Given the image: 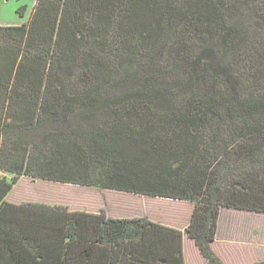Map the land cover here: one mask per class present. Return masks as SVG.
<instances>
[{
    "label": "trees",
    "instance_id": "trees-1",
    "mask_svg": "<svg viewBox=\"0 0 264 264\" xmlns=\"http://www.w3.org/2000/svg\"><path fill=\"white\" fill-rule=\"evenodd\" d=\"M118 4L125 49L264 54V0H36L27 23L0 26V119L6 111L21 128L39 123L40 109L55 106L37 102L68 61L51 62L54 48L65 57L78 52L91 29L82 19L109 21ZM187 74L189 96L159 121L107 128L89 115L80 133L57 134L52 152L36 161L26 149L21 159L7 156L0 164L12 177L0 176V264H184L180 230L145 217L10 203L20 177L189 202L187 237L207 264H222L211 249L220 209L264 214V96L221 94L205 72Z\"/></svg>",
    "mask_w": 264,
    "mask_h": 264
},
{
    "label": "rangeland",
    "instance_id": "rangeland-1",
    "mask_svg": "<svg viewBox=\"0 0 264 264\" xmlns=\"http://www.w3.org/2000/svg\"><path fill=\"white\" fill-rule=\"evenodd\" d=\"M35 1L0 0V26L27 23ZM119 4L112 14V21L111 18L108 21L90 16L82 19L91 29L85 33V45L78 47V52L69 54L70 58L54 48L51 62L61 57L68 61L59 63L58 70H54L49 79L46 94L37 102L40 107L47 108L52 102L55 106L44 112L40 109L39 123L37 121L34 126L21 128L23 122L5 117L6 111L2 113L5 118L0 119V164L7 161L9 155L21 159L25 149L26 159L32 161L37 160L35 157L38 154L51 153L56 137H74L76 131L80 133L78 129L89 115L96 116L100 124L107 128L117 122L127 124L139 119L159 121L163 115L180 110L189 96L183 88L188 72H205L221 94L228 90L227 95L234 93L237 97V94L249 90L256 98L264 96V54L241 51L218 53L213 49H188L183 53L167 49H125L122 35L116 29V21L123 17ZM196 83L197 87H201L200 81ZM17 102L16 108L28 104ZM98 168L101 167L96 164V172L100 170ZM3 175L8 180L12 178L0 170V176ZM20 181L9 194L8 202L63 205L73 211L103 209L113 219L147 215L151 220L175 226L179 225L175 222L176 217L184 219V212L188 206L191 207L187 203L126 193L112 192L107 195L105 192L104 196L103 190L85 187V197L88 198L83 200L82 187L79 186L30 177H23ZM93 196L99 197L98 203H94ZM224 210L228 209H220L222 217L218 237L228 236L250 242L255 246L252 248L255 255H264V214L230 216ZM187 247V262L198 264V260L194 261L190 245L187 244ZM218 249L221 250V246ZM225 263L235 264L231 261Z\"/></svg>",
    "mask_w": 264,
    "mask_h": 264
},
{
    "label": "crops",
    "instance_id": "crops-1",
    "mask_svg": "<svg viewBox=\"0 0 264 264\" xmlns=\"http://www.w3.org/2000/svg\"><path fill=\"white\" fill-rule=\"evenodd\" d=\"M22 178L23 177H20L16 184H19V181ZM14 187H15V185L13 186V188ZM13 188H12V190H13ZM85 188H87V187H85ZM96 189H98V188H96ZM12 190L10 191V193L12 192ZM99 190H103V189H99ZM80 191L82 194V195L81 194L80 195L83 196V200H87L88 197H85L86 193L84 192L83 187L81 188ZM103 191H104V193L102 192V194L104 196H105V192H106V194L116 192V191H111V190H103ZM118 193H121V192H118ZM9 194H8V196H9ZM8 196L6 197V199L8 198ZM135 196H140V197H145V198L155 199V200H170V199L146 197L143 195H135ZM100 197H101V195H100ZM102 198L103 197H101V202L103 201ZM94 199H95L94 203H98V200H100L98 196L97 197L93 196L92 200H94ZM170 201L179 202V203L180 202L181 203H187V204L191 205V207L188 206L186 212H184V214H183V217L185 215L184 219L179 218V216L176 217L175 222L179 225L175 226V225H170V224L164 223V222H157V221L149 219V217L147 215H138V216H132V217H126V218L145 217V218H147L153 222L162 224V225L170 227V228L180 230L183 233L182 234V255H183L184 264H190V262H191L190 261L188 263L186 260V254L188 251L187 244L190 245V248L192 249V254H193V256H195L194 261L198 260L201 264H207L204 261V259L201 257V255H200L198 249L196 248L194 242L191 239H189L185 233V229L187 228L188 223L190 221V217H191L192 210H193V205L189 202H186V201H175V200H170ZM34 203H41V202H34ZM44 204H47V203H44ZM69 211H73V210L69 209ZM74 211H84V212L95 213V214L99 213L100 211H103L105 213L106 217L110 218L107 215V211L105 210L106 211L105 212L103 209L99 210V211H85V209L74 210ZM140 211H142V210H140ZM224 211H225V213L230 214V216H233V215L237 216L239 214L252 215V213H250V212L234 211L231 209L224 210ZM221 215H222V213L220 212V214L218 216L217 231H216L215 239H214V242L211 244V249L215 253V255L219 258L220 262L222 264H226L225 262H227V261L228 262L231 261L232 263H235V264H240L241 262H244V264H253L255 262H264V255H260V256L255 255V251L252 249L255 247L254 244H252L250 242L243 241V240L233 239V238L228 237V236L218 237L219 236L218 232L221 230V220H220L222 217ZM219 246H221L222 251L220 249H218ZM199 262H198V264H200Z\"/></svg>",
    "mask_w": 264,
    "mask_h": 264
}]
</instances>
